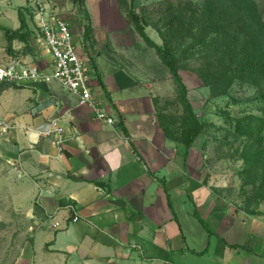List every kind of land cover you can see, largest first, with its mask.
<instances>
[{"label": "crops", "instance_id": "0c3cea01", "mask_svg": "<svg viewBox=\"0 0 264 264\" xmlns=\"http://www.w3.org/2000/svg\"><path fill=\"white\" fill-rule=\"evenodd\" d=\"M52 2L117 126L57 81L0 83V264H264V209L230 202L197 141L174 139L124 22L92 0ZM13 58L53 71L29 0L0 3V63ZM53 118L61 151L44 135Z\"/></svg>", "mask_w": 264, "mask_h": 264}, {"label": "rangeland", "instance_id": "374dc122", "mask_svg": "<svg viewBox=\"0 0 264 264\" xmlns=\"http://www.w3.org/2000/svg\"><path fill=\"white\" fill-rule=\"evenodd\" d=\"M139 1L138 12L147 34L159 45L171 44L195 113L208 124L197 144L213 184L221 187L235 205L264 209V131L250 139L236 126L237 119L264 114V74L251 76L243 70L240 51L244 37L238 40L205 29L207 18L202 10L206 0ZM256 1L264 24V0ZM92 2L96 13H113L127 26L142 66L157 84L163 119L174 134H179L184 106L170 70L155 49L128 24L118 0ZM199 72L206 82L198 76ZM257 152L262 153L261 158L253 163Z\"/></svg>", "mask_w": 264, "mask_h": 264}, {"label": "trees", "instance_id": "16d2710c", "mask_svg": "<svg viewBox=\"0 0 264 264\" xmlns=\"http://www.w3.org/2000/svg\"><path fill=\"white\" fill-rule=\"evenodd\" d=\"M83 6L87 0H73ZM120 9L125 13L128 24L136 30L143 40L155 49L162 63L170 70L175 84L178 87L181 102L184 106L183 122L179 134L173 136L184 144L187 148L193 146L201 134H203L208 124L203 122L195 113L194 107L189 100V89L181 76V66L176 57L171 44L165 43L163 46L157 44L146 32V25L141 14L138 12L141 4L139 0H118ZM206 16L205 29H210L217 34H224L229 38L238 40L244 37L240 56L242 59L243 70L251 76L264 74V24L259 3L256 0H206L202 10ZM239 30V32H238ZM90 24L84 25L83 37L89 40L92 36ZM18 34H9V41L13 40ZM198 76L206 82L205 76L200 72ZM264 113V112H263ZM238 131L250 139L257 138L264 131L263 116L248 115L236 120ZM262 153H255L253 163L260 160ZM250 213L256 210L246 209Z\"/></svg>", "mask_w": 264, "mask_h": 264}, {"label": "built area", "instance_id": "2783aa9c", "mask_svg": "<svg viewBox=\"0 0 264 264\" xmlns=\"http://www.w3.org/2000/svg\"><path fill=\"white\" fill-rule=\"evenodd\" d=\"M4 1L6 0H0V3ZM29 2L34 8L39 40L53 56V71L46 73L35 66L24 64L19 58H13L6 64L0 63V83L37 88L57 81L72 95L78 97L80 104L91 106L97 119L111 126H117V120L101 108L93 97L92 74L77 53L70 23L56 14L52 0H29ZM56 105L58 106V103ZM10 129V124L0 118V136H5ZM44 135L53 138L58 150L63 149L66 135L57 118L51 119ZM74 220H78V217ZM54 226L57 227V224Z\"/></svg>", "mask_w": 264, "mask_h": 264}]
</instances>
